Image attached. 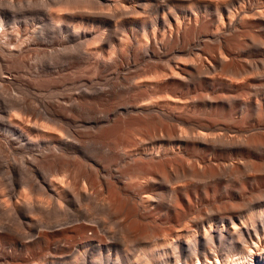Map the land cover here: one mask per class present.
<instances>
[{
  "label": "bare ground",
  "instance_id": "1",
  "mask_svg": "<svg viewBox=\"0 0 264 264\" xmlns=\"http://www.w3.org/2000/svg\"><path fill=\"white\" fill-rule=\"evenodd\" d=\"M0 264H264V0H0Z\"/></svg>",
  "mask_w": 264,
  "mask_h": 264
},
{
  "label": "rangeland",
  "instance_id": "2",
  "mask_svg": "<svg viewBox=\"0 0 264 264\" xmlns=\"http://www.w3.org/2000/svg\"><path fill=\"white\" fill-rule=\"evenodd\" d=\"M13 36H14V35H13ZM13 36H10V37H11V40H13V41H11V40H10V41H11V42H16V40H15L16 38H15V36H14L15 39H13ZM31 54H32V55H31ZM33 54H34L33 52L29 54V55L32 56V58H30V60H29V55H26V56H25V57L27 58V60L25 59V57H22V59H21V58L19 59V61H18V65H21V66H20L21 68L23 67L22 70L20 69V67H19L17 64H16V65H17L18 67L15 66V68H17V69L14 68L15 71H17V73L19 72V74H20V73L23 74V75L20 74V75H21L20 78L18 77V78H19L18 81H20L21 83H26V82L28 81V77L26 76V74H25L24 72L27 71L26 68L31 67L30 64H31V62L33 61ZM31 56H30V57H31ZM23 59H24V60H23ZM31 59H32V60H31ZM21 60H22V62L19 64V62H20ZM25 61H26L27 63H26ZM24 63H26V65H28V66H26ZM22 65H24V66H22ZM31 65H32V64H31ZM25 66H26V67H25ZM19 69H20V70H19ZM24 70H25V71H24ZM22 76H23V79H22ZM25 76H26L27 78H26ZM24 77H25V79H27V80H25ZM12 183H13V187L15 186L16 188H15V187H14V188L17 189L18 187H17V183H16V181L14 180ZM21 190H22V189H21ZM17 191H19V188L17 189ZM19 192H20V191H19Z\"/></svg>",
  "mask_w": 264,
  "mask_h": 264
}]
</instances>
